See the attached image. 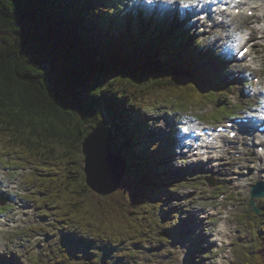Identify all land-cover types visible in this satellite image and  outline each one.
I'll use <instances>...</instances> for the list:
<instances>
[{
  "label": "trees",
  "instance_id": "1",
  "mask_svg": "<svg viewBox=\"0 0 264 264\" xmlns=\"http://www.w3.org/2000/svg\"><path fill=\"white\" fill-rule=\"evenodd\" d=\"M124 1L0 0V144L27 163L57 169L44 180L53 189L49 202L86 226L146 229L149 207L170 180L159 145L146 141L141 102L194 104L224 89L203 63L212 55H197L194 35L176 28L163 35L161 25L148 32L140 16L136 31ZM102 120L112 152L126 164L119 190L107 198L85 186L82 171L81 143ZM259 243L264 263V237Z\"/></svg>",
  "mask_w": 264,
  "mask_h": 264
},
{
  "label": "rangeland",
  "instance_id": "2",
  "mask_svg": "<svg viewBox=\"0 0 264 264\" xmlns=\"http://www.w3.org/2000/svg\"><path fill=\"white\" fill-rule=\"evenodd\" d=\"M174 8L171 14L168 12L166 15L168 23L176 21L173 25L158 24L157 18H153V24H150L152 14L148 18L142 16L141 22H148V32L151 27L160 28L161 25L165 28H162L163 35L176 28V33L183 36L189 32L196 41L208 36V26H204V30H195L194 22L189 25V30L184 28V33L181 32V23L188 15L182 9L175 11ZM187 8H191L190 5ZM174 11L176 17H172ZM178 19L181 23H177ZM228 21L231 20L228 18ZM243 21L248 20L244 18ZM139 22L137 15L132 21L136 31H139ZM242 22H225V33L240 31L234 25ZM196 24L202 25L200 21ZM252 34L258 38L251 53L255 65L264 61V15L263 24L252 30ZM227 36L226 45L216 42L217 38L205 45L197 43L196 47L198 56L212 55V60L203 63H211V72L220 74L218 86L224 90L210 93L213 99L203 96L198 97L197 103L180 105L183 102L169 97L168 100H144L139 106L141 117L147 122L146 141L159 145L160 158L166 163L165 177L170 180L161 202L149 207L152 209L149 219H146V229L138 228L137 223H131L133 228L121 225L123 228L120 229L98 228L95 223L86 226V220L68 215L64 204L56 200L49 202L47 195L53 189L44 180L59 172L57 169L51 165L27 163L18 157L17 152L13 153L0 144V201L4 197L0 202V264H217L218 261L220 264H264L258 258L259 242L264 237V232L259 229L264 225V199L255 200L256 206L261 207L259 214L252 213L249 206L250 186L258 180V173L263 172L261 174L264 175V164L259 157L256 159L255 150L247 151L249 154L244 156L231 155L232 159L227 157L204 164L206 169L193 172L191 177L185 171L188 158L182 159L179 149L188 133L182 129L196 124V119L216 125L237 116L241 107L264 104V92L258 90V96L252 97L254 92H258L253 91L256 88L253 78L260 79L258 88L264 86V64L261 70L253 65L240 67L246 63L243 59L233 70V65L222 59L226 52L230 56L233 54L235 41L232 35ZM223 45L224 53H217ZM213 46L217 50H211ZM229 87L237 89L232 96V106L239 103L235 108L225 106ZM175 111L185 113L170 127L174 120L171 122L170 116L174 117ZM238 162L247 169L240 171L239 165L236 166ZM153 172L161 180L164 178L158 169ZM238 172H243L245 179H240ZM222 193L224 197L220 199ZM220 224L224 225L223 230H218ZM96 229L106 234L99 236ZM101 232L98 233L103 234Z\"/></svg>",
  "mask_w": 264,
  "mask_h": 264
},
{
  "label": "water",
  "instance_id": "3",
  "mask_svg": "<svg viewBox=\"0 0 264 264\" xmlns=\"http://www.w3.org/2000/svg\"><path fill=\"white\" fill-rule=\"evenodd\" d=\"M112 138L108 122L102 120L81 143L85 186L100 197L116 193L126 173L125 162L112 152ZM255 198H264V182H258L251 191L250 206L258 213Z\"/></svg>",
  "mask_w": 264,
  "mask_h": 264
},
{
  "label": "clouds",
  "instance_id": "4",
  "mask_svg": "<svg viewBox=\"0 0 264 264\" xmlns=\"http://www.w3.org/2000/svg\"><path fill=\"white\" fill-rule=\"evenodd\" d=\"M199 2V0H143L144 4L147 5H152V4H159V5H178L179 8H187L189 5H195ZM255 7V5H253ZM228 23H232V21H228ZM225 35H232L233 40L235 43L233 44L234 48H239V45L243 42L244 39L247 38V29H242L240 31H230L229 33H224L220 30H217L210 35L206 37H202L197 41L198 44L200 45H205L208 43H211L212 41L217 40V38H223ZM242 54V53H241ZM264 64V61H261L253 67H255L257 70H261V66ZM247 64L240 65V67H247ZM236 66H233V70H235ZM249 87H252V85H249ZM259 90L261 92H264V86L257 88H253V91ZM184 132H187L189 129L188 128H183L182 129ZM187 143V141H185ZM264 142V141H261ZM13 188H15V185H13ZM16 194H21V193H16ZM224 225L220 224L218 230H223ZM217 264H220L218 261Z\"/></svg>",
  "mask_w": 264,
  "mask_h": 264
},
{
  "label": "bare ground",
  "instance_id": "5",
  "mask_svg": "<svg viewBox=\"0 0 264 264\" xmlns=\"http://www.w3.org/2000/svg\"><path fill=\"white\" fill-rule=\"evenodd\" d=\"M248 1V0H247ZM250 1V0H249ZM245 5L248 7V10H257V11H261V12H264V0H251L250 2H246ZM255 5V7L253 6ZM170 13V12H169ZM262 14V13H261ZM264 15V14H263ZM225 153V150H222L221 152V156L222 154ZM262 162L264 163V158H262ZM263 172H260L258 175H257V179L258 180H261V181H264V175L261 174ZM194 219H197L196 216H193ZM199 221V220H198ZM21 263V262H20Z\"/></svg>",
  "mask_w": 264,
  "mask_h": 264
}]
</instances>
